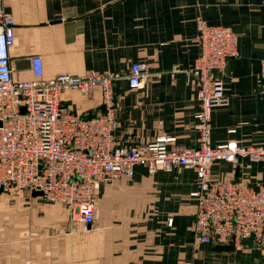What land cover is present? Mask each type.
<instances>
[{
	"label": "crops",
	"instance_id": "1",
	"mask_svg": "<svg viewBox=\"0 0 264 264\" xmlns=\"http://www.w3.org/2000/svg\"><path fill=\"white\" fill-rule=\"evenodd\" d=\"M1 1L13 19V80L32 79L34 54L44 79L86 70L124 76L132 62L147 65L139 88H129L123 78L111 84L115 139L127 148L159 136L197 146L199 103L188 73L198 53L195 21L229 27L236 55L221 75L226 101L210 110L209 145L264 142V83L258 74L264 0ZM59 100L79 115L104 111L97 87L89 94L64 90ZM228 174L251 187L264 184V160L211 163L212 180ZM194 179L191 168L148 173L137 164L129 177L101 184L89 226L60 203L0 190V264H264L253 244L231 251L215 250V243L193 247Z\"/></svg>",
	"mask_w": 264,
	"mask_h": 264
},
{
	"label": "built area",
	"instance_id": "2",
	"mask_svg": "<svg viewBox=\"0 0 264 264\" xmlns=\"http://www.w3.org/2000/svg\"><path fill=\"white\" fill-rule=\"evenodd\" d=\"M198 53L188 73L194 79L199 109L195 113L198 144L186 147L173 137L159 136L132 147L117 144L118 121L112 102L111 84L123 78L129 88H139L147 65L130 63L127 73L83 75L56 73L42 78L40 56L30 57L32 79L13 80L9 48L14 42L13 19L0 0V190L15 196L36 195L45 202L62 204L71 218L89 226L101 184L129 177L141 164L148 173L174 167L194 171L195 188L192 245L230 243L234 248L251 235V242L264 259V184L256 187L232 174L212 180L209 167L214 161L237 163L264 160V142L242 146L228 140L209 145V115L223 104L225 62L236 55V36L229 27L195 21ZM176 69L170 70V76ZM216 71L219 75H213ZM259 77L264 83V59ZM97 87L104 111L85 116L61 105L62 91L75 89L84 94ZM171 219L167 220V225Z\"/></svg>",
	"mask_w": 264,
	"mask_h": 264
},
{
	"label": "water",
	"instance_id": "3",
	"mask_svg": "<svg viewBox=\"0 0 264 264\" xmlns=\"http://www.w3.org/2000/svg\"><path fill=\"white\" fill-rule=\"evenodd\" d=\"M34 195L37 193H33ZM241 243L245 244L247 247H251L252 242H251V235L247 238L241 239ZM215 250H220V251H231L233 249L232 244L227 243V244H216L214 246Z\"/></svg>",
	"mask_w": 264,
	"mask_h": 264
},
{
	"label": "rangeland",
	"instance_id": "4",
	"mask_svg": "<svg viewBox=\"0 0 264 264\" xmlns=\"http://www.w3.org/2000/svg\"><path fill=\"white\" fill-rule=\"evenodd\" d=\"M15 196V195H14ZM16 197H21V196H16Z\"/></svg>",
	"mask_w": 264,
	"mask_h": 264
}]
</instances>
